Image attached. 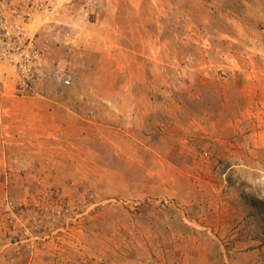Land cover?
Returning a JSON list of instances; mask_svg holds the SVG:
<instances>
[{"label":"rangeland","instance_id":"1","mask_svg":"<svg viewBox=\"0 0 264 264\" xmlns=\"http://www.w3.org/2000/svg\"><path fill=\"white\" fill-rule=\"evenodd\" d=\"M128 2L56 0L48 18L30 26L43 69L68 70L70 85L58 86L49 78L38 83L37 94L20 96L12 69L0 67L6 71L1 77L12 80L15 97L59 94L70 101L84 125L73 143L86 163L78 181L69 176L78 173L72 165L57 170L45 159L42 176L59 172L60 180L20 183L33 190L26 200L18 197L14 182L0 177V223L8 248L17 256L21 249L32 251V264L37 250L50 255V264H264V60L252 58L245 72L218 69L195 76L199 69L190 67L192 57L201 65L211 57L208 65L216 69L218 54L240 46L229 38L221 42L222 34L214 31V37L212 29L196 22L206 18V10L193 0L164 6L165 31L174 32L175 14L183 26L182 41L163 38L171 48L181 42V54L168 48L159 54L165 69L157 71L149 51L118 55V46L131 44L125 31L143 29L141 17L128 19ZM63 12L80 16L61 21ZM220 19L225 23L228 16ZM189 20L194 23L185 27ZM238 26L232 32L241 34ZM146 27L162 28L156 20ZM193 30L202 53L196 52V42L189 43ZM207 45L214 54L209 48L207 55ZM131 56L141 66L121 68ZM148 72L153 79L165 75L161 82L169 99L164 105L155 99L157 111L150 115L145 112L154 105L145 98L159 93L143 81ZM142 118L144 130H139ZM5 152L17 155L13 148ZM75 157L69 154L68 160ZM6 172L15 173V164Z\"/></svg>","mask_w":264,"mask_h":264},{"label":"crops","instance_id":"2","mask_svg":"<svg viewBox=\"0 0 264 264\" xmlns=\"http://www.w3.org/2000/svg\"><path fill=\"white\" fill-rule=\"evenodd\" d=\"M128 1V5L130 6L132 12V14L128 13V19L132 18V21H134L141 17L143 29L139 30L138 28L136 29L135 27H132V30H126L125 36L128 38L131 44H126V47H123V45H121V47L118 46V48L123 49L119 50L117 48L116 53L119 55L123 50L126 52L128 51L130 55L141 54L142 51H149V53L152 52L156 57L155 60L152 61L157 65V71L159 72L161 69L166 68V63L163 60H159V54L163 52V49L165 50L168 48L169 51L174 53V55L181 54V50L177 49V45L181 43L180 41L174 42L173 48H171L169 44H166L163 38L172 35L175 38L180 37L181 41L183 39L182 35H180L183 26L178 24V20H181V18L177 17L178 15L176 14L173 16L175 17L174 32L171 33L169 31H165L164 24L167 20V15L163 11L164 6L168 3L173 4L175 8L177 6H181L180 3L183 1L184 3H187L188 0ZM193 1L201 5L202 8L206 10V14L208 10L211 12L209 15L210 17H208V14H205L206 18L203 17V19L197 20L196 22L199 24L203 23V27L208 28V30L212 29V33L215 31L218 34H222L221 42H224V39L229 38V40H233L240 46L238 49L235 48L231 50L229 48L226 51H222L221 54H218L220 57L221 67L218 66L219 68L216 69H212L213 67L208 65V63L211 62V57L204 59L205 65H201L200 60L197 59V57H192L190 61L193 66L190 65V67H192L193 71L199 69L198 74L195 76H210L211 74L218 72V69L229 70L233 68L239 71V73L245 72V63L250 62L253 64L254 61L252 58H260L261 60H264V0ZM216 6H219L218 11H216ZM59 14L60 20L62 21V19H65L64 21L67 22L73 21L74 18L80 16L78 13L69 14L67 12H63ZM223 15L228 16V19L225 20V23L223 22V19H220V16L223 18ZM197 18L198 17L196 16V19ZM191 19L193 20V18ZM149 20H156L159 23V26L162 28H159L157 32H153V28L149 29L146 27V22ZM192 20H189L187 25L184 26H192L194 23ZM216 21H219L221 25H216ZM160 22H163V24ZM237 26L238 28H241V34L239 31L238 33L232 32L236 30ZM193 35L198 37V31L193 30L192 34L190 35V45H194L196 42ZM212 35L217 37V35L214 33ZM235 38H238L240 42L236 41ZM73 39L74 38L71 37L69 40ZM242 40H244V42H241ZM144 42H146V45L144 47H140V44H143ZM196 43L198 45L196 52L202 53L199 50L201 43ZM95 46L97 45L94 44L93 47ZM97 47L98 48L95 51H99L100 46ZM209 48L211 49V54H214L215 48L213 49L207 45L205 50L207 55L209 53ZM134 58L135 57H132L130 64H126L125 66L121 65L120 67H126V70L139 67L140 63L136 64V61L133 60ZM118 67L119 66H115L114 68L116 69ZM173 67L177 68L176 65ZM205 69H209L210 73L206 72ZM150 72L143 74V81L145 83L147 82L149 88L151 87L152 90L157 91L159 94L157 97L149 96L145 98V100L151 105H154L155 99L161 100L162 104L164 105L165 102L169 101L167 96L164 94V89H166V87H163L161 82V79L164 80L165 75L163 76L161 74L160 76H156L153 79V73ZM232 72L234 75L239 74L235 71ZM1 76L4 77L2 71L0 70V153L2 154V157H0L1 180H3V182L6 180L8 182H14V185L20 192V196L18 197L23 198L26 196L24 199L26 200V198L30 196L28 193H33V190L27 186L23 187V185L18 187V185L20 186V183H23L24 181L26 183H32L36 180H52L53 182L55 180H60L61 174L59 172L50 171L49 173H44V176H42L41 165H44V162H46L45 159H48L50 165H55L54 168H57V170L63 166H65L67 170L72 165L75 169H77L78 173L69 176L75 180H81L82 178L79 177L80 171L78 170L86 167V163L85 159L81 156L83 154V150L81 147H77L73 142H75V140L79 141L80 136L83 135L81 133L84 130V125L80 117L72 112L73 110H71L72 107L70 105V101L63 95L61 97L59 94H52V98L50 95L49 98L35 97L23 99L15 97L12 93V80H5L6 78L4 79ZM136 82L137 81L135 80H131L130 84L135 85ZM174 103L175 101H173V104ZM176 106L181 109V106L178 103ZM150 111L145 113H149L150 115L151 113H154V111H157V107L155 108L154 105ZM145 119L146 118H142V123L141 121H139L140 123L137 122V129L144 130L143 123L145 122ZM5 135L8 137L4 138ZM56 139H59V143H56ZM6 148H13L17 152H15L17 155H7V152H5ZM69 154H73V156L77 157L74 158L75 160L70 161L68 160ZM10 163L15 164V173L9 174L6 172V167ZM22 170L25 171L24 174L21 173ZM93 174L95 175V173ZM102 177L103 176L96 178L94 176L95 179H102ZM16 180L18 182H15ZM10 185L11 186L8 187V191L12 193L11 189H13L14 185ZM2 190L5 191V183L2 185ZM22 193L25 194L22 195ZM2 212L3 210L0 209V214ZM1 224L2 223H0V264H24L25 261L28 262V260H30L29 264H32L33 255L29 254V252L32 251H28L26 253L27 250L21 249L19 256H17L15 252L11 253V248H8L10 247V244L8 243L6 235L3 232V224ZM35 256L36 263L34 264L51 263V259L49 258L50 255L44 250H37L35 252Z\"/></svg>","mask_w":264,"mask_h":264},{"label":"built area","instance_id":"3","mask_svg":"<svg viewBox=\"0 0 264 264\" xmlns=\"http://www.w3.org/2000/svg\"><path fill=\"white\" fill-rule=\"evenodd\" d=\"M55 2L0 0V67L12 69L20 96L37 94L38 83L49 78L58 86H67L72 82V74L66 69L57 72L43 69L35 35L30 32L33 22L48 18ZM5 72H2L3 75Z\"/></svg>","mask_w":264,"mask_h":264}]
</instances>
